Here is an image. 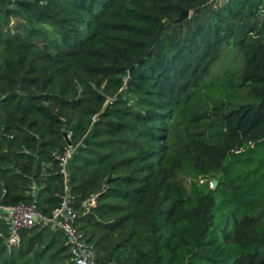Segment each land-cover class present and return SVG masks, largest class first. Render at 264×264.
Masks as SVG:
<instances>
[{
    "label": "trees",
    "instance_id": "obj_1",
    "mask_svg": "<svg viewBox=\"0 0 264 264\" xmlns=\"http://www.w3.org/2000/svg\"><path fill=\"white\" fill-rule=\"evenodd\" d=\"M206 3L0 0V202L52 212L65 131L96 264H264V0ZM7 234L0 264H74Z\"/></svg>",
    "mask_w": 264,
    "mask_h": 264
},
{
    "label": "built area",
    "instance_id": "obj_2",
    "mask_svg": "<svg viewBox=\"0 0 264 264\" xmlns=\"http://www.w3.org/2000/svg\"><path fill=\"white\" fill-rule=\"evenodd\" d=\"M222 0H207V5L217 9ZM74 151L70 145L62 154L56 155L59 161V173L64 180V190L58 195L59 203L50 214L40 212L34 202L31 203H2L0 202V218L6 223L8 234L5 238L7 246L17 245L21 232L35 226H46L51 231L61 233L69 246V253L74 264H96L94 250L81 237V232L75 224L79 215L77 210L78 196L69 190L67 185L68 161ZM34 188V186H33ZM92 198L81 202L86 207Z\"/></svg>",
    "mask_w": 264,
    "mask_h": 264
},
{
    "label": "water",
    "instance_id": "obj_3",
    "mask_svg": "<svg viewBox=\"0 0 264 264\" xmlns=\"http://www.w3.org/2000/svg\"><path fill=\"white\" fill-rule=\"evenodd\" d=\"M189 16V11L187 9H183L180 13V15L174 20L175 22L180 21L181 19H184ZM64 139L66 140L67 144L70 145L69 136L65 131L62 132ZM217 184L216 180L212 181V186L215 187Z\"/></svg>",
    "mask_w": 264,
    "mask_h": 264
},
{
    "label": "rangeland",
    "instance_id": "obj_4",
    "mask_svg": "<svg viewBox=\"0 0 264 264\" xmlns=\"http://www.w3.org/2000/svg\"><path fill=\"white\" fill-rule=\"evenodd\" d=\"M223 2L225 1V0H222Z\"/></svg>",
    "mask_w": 264,
    "mask_h": 264
}]
</instances>
